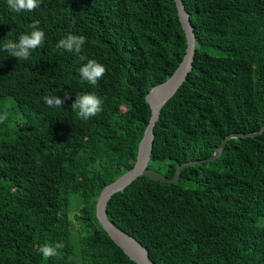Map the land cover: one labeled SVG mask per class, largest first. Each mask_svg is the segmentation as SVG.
Segmentation results:
<instances>
[{"label": "trees", "instance_id": "16d2710c", "mask_svg": "<svg viewBox=\"0 0 264 264\" xmlns=\"http://www.w3.org/2000/svg\"><path fill=\"white\" fill-rule=\"evenodd\" d=\"M182 2L192 69L161 109L148 165L167 178L264 124V0ZM37 21L44 43L28 60L0 51V264H135L100 227L95 204L133 167L151 114L145 97L184 56L175 2L39 0L15 13L0 0V48ZM68 34L86 38L80 53L56 48ZM88 60L106 68L96 85L78 74ZM78 93L99 97L102 110L79 118ZM52 95L61 108L45 104ZM106 212L154 264H264V132L231 139L176 184L138 178ZM56 243L58 254L43 258L40 247Z\"/></svg>", "mask_w": 264, "mask_h": 264}, {"label": "water", "instance_id": "95a60500", "mask_svg": "<svg viewBox=\"0 0 264 264\" xmlns=\"http://www.w3.org/2000/svg\"><path fill=\"white\" fill-rule=\"evenodd\" d=\"M179 22L186 38V48L184 56L171 76L161 84L153 87L145 97L150 107L151 114L143 136L137 147V154L133 167L118 177L116 180L106 185L99 193L95 204V218L100 227L106 232L110 240L122 250V252L135 264H154L149 257L148 251L133 237L116 227L107 218V204L111 198L124 191L129 185L140 177H147L152 181L176 184L181 172L189 166L211 162L219 158L228 141L237 138H252L264 132L263 126L254 133H232L226 136L215 148L212 155L203 160L188 161L176 167L172 178L148 168L154 141V127L159 119L161 109L173 98L178 89L185 82L188 73L192 69V62L195 52L196 39L182 0H174Z\"/></svg>", "mask_w": 264, "mask_h": 264}, {"label": "clouds", "instance_id": "9594fccd", "mask_svg": "<svg viewBox=\"0 0 264 264\" xmlns=\"http://www.w3.org/2000/svg\"><path fill=\"white\" fill-rule=\"evenodd\" d=\"M8 8L15 12L20 13L23 11L32 12L39 6V0H7ZM38 21L29 25L32 29L30 33L20 35L16 41L6 40L0 51L7 52L10 56L15 57L17 60L26 61L30 58L32 50L40 47L44 43L45 33L38 28ZM86 38L82 35L68 34L66 38L61 39L56 48L64 49L68 52L80 53L82 46L85 44ZM84 59V57H82ZM106 72L105 66L95 60H88L78 69V74L82 81H86L90 85H96L97 82L104 76ZM45 104L49 107L61 108L64 100L58 96H45L43 97ZM102 101L94 94H77L75 101L72 103L71 108L76 115L83 119L88 120L97 115L102 110ZM7 119V113L0 115V123ZM62 243H56L54 246L44 245L40 247L39 251L43 258L48 259L56 256L57 249L63 248Z\"/></svg>", "mask_w": 264, "mask_h": 264}]
</instances>
